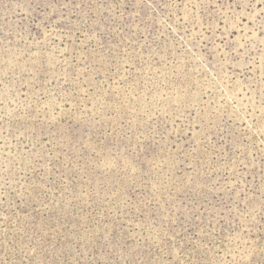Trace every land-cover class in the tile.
I'll list each match as a JSON object with an SVG mask.
<instances>
[{
	"label": "rangeland",
	"instance_id": "374dc122",
	"mask_svg": "<svg viewBox=\"0 0 264 264\" xmlns=\"http://www.w3.org/2000/svg\"><path fill=\"white\" fill-rule=\"evenodd\" d=\"M0 264H264V0H0Z\"/></svg>",
	"mask_w": 264,
	"mask_h": 264
}]
</instances>
